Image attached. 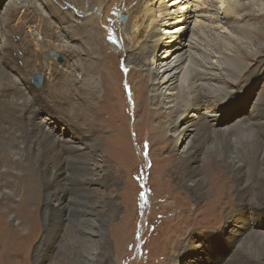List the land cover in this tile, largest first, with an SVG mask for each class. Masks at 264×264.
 Returning <instances> with one entry per match:
<instances>
[{
    "label": "bare ground",
    "instance_id": "1",
    "mask_svg": "<svg viewBox=\"0 0 264 264\" xmlns=\"http://www.w3.org/2000/svg\"><path fill=\"white\" fill-rule=\"evenodd\" d=\"M219 2L215 0V4ZM204 4L214 12L202 10ZM94 5L96 10L92 9ZM199 5L201 10L196 15L178 10L180 7L167 13L163 0H8L0 9V167L9 162L22 168L25 161L29 162L32 175L28 181L0 182V264H10L6 259L12 250L17 257H26L38 233L40 240L33 257L48 254L62 257L58 245L73 217L79 223V238L88 245L84 260L108 258L103 229L111 205L109 200L99 202L96 195L111 184V179L102 166L92 163L94 150L86 148L89 133L80 119L78 106L85 111L90 108L75 105L77 91L70 74L78 64V61L70 63L78 55L75 44L83 39L93 46L94 52V40L100 29L107 41L102 38L103 44L112 50V57H121L129 68V80L140 76L139 86L134 89L133 84L132 91L135 112L144 109L142 125L148 127L149 105L156 115L167 116L156 127L161 129L162 136L171 128L177 132L182 114L190 109L196 111L191 113L195 118L187 119L185 127L175 136V143L182 144L189 127L195 133L194 138L174 148L179 152L177 171L187 170L183 184L189 187L194 199L206 197L211 191L212 194L201 207L192 209L199 211L193 213V220L188 219L179 233L184 234L190 224L200 223L199 214L209 219L202 223L204 227L213 229L222 220L223 225L213 235L204 233V239L189 234L188 248L207 249L217 264H264V249L259 248L264 244V106L257 103L250 112L236 118L229 117L224 122L218 119L219 109L229 96L226 85L246 82L247 76L252 77V66L260 64L258 57L264 55V46L258 50V57L238 49L231 53L217 52L221 67L216 72L214 64L208 61L210 54L204 51V45L210 44L211 30L197 15L203 20H210L213 15L216 23L222 24L220 28L257 38H264V24L259 22L260 17L246 13L241 18L246 17L248 24L239 25L240 20L231 15L238 12L234 1L226 3L220 16L212 0L208 3L200 0ZM120 14L126 16L124 21L119 20ZM191 16L193 26L187 46L179 41L181 32L166 35L160 31L162 26L176 22L181 24L173 31L183 28ZM163 36L166 39L163 47L168 49L162 48L156 57L154 53ZM56 51L61 53L63 65L51 55ZM158 65L164 67L163 73L162 69L156 71ZM45 71L48 75L42 84L33 86L34 72ZM173 114L178 116L174 119ZM59 124L64 125L61 131L71 133L70 137L55 133ZM162 138L154 139L153 145L162 143ZM250 139L262 165L257 162L248 173L242 170L243 164L236 159L235 151ZM221 146L231 175L215 166L204 177L192 169L199 153L207 155ZM159 161L165 163L167 158ZM14 198L17 203L9 205ZM9 210L16 218L11 225L6 221ZM219 238L227 241L228 248L233 246L232 253L217 252ZM194 240L199 241L194 244ZM248 242L254 243L257 255L252 257L257 261L251 262L244 251L251 253Z\"/></svg>",
    "mask_w": 264,
    "mask_h": 264
},
{
    "label": "rangeland",
    "instance_id": "2",
    "mask_svg": "<svg viewBox=\"0 0 264 264\" xmlns=\"http://www.w3.org/2000/svg\"><path fill=\"white\" fill-rule=\"evenodd\" d=\"M7 1L0 0V9L4 7ZM205 1L208 3L210 0ZM232 1L237 4L238 12L236 15L234 12L231 15L240 20L239 25L248 24L245 21L246 17H244L245 19L241 18L246 13L260 17L259 22L264 24V0H240V2L237 0H220L216 4L215 0H212V4L218 6V15L220 16L226 3ZM163 2L167 13H173L177 7H180L178 9L180 11H189L195 15L201 10L200 0H163ZM173 8L175 9L172 10ZM92 9L96 10L97 5L92 6ZM204 9L210 11L206 13L214 12V9L207 4L202 7V10ZM147 17L148 13L144 18V24L147 23ZM192 19V16L188 18L183 28L177 29L179 31H173V29L181 22L162 26L160 31L166 35L181 32L179 41L187 46L193 26ZM197 19L200 22L205 21L204 23L209 25L211 30L209 33L210 44L204 45V51L210 54L208 61L210 60L214 64L216 72H219L221 67L217 52L231 53L238 49L258 57V50L264 46L263 37L245 36L238 32H231L227 28H220L222 24L216 23L213 15L210 20H203L200 15H197ZM118 23H120L119 20ZM113 25L114 23L111 24V27ZM102 33L100 29V33L94 40L96 47L94 52L93 46L83 39L75 44L78 55L75 58L71 57L70 63L76 64L78 61V64L74 71H70V74L75 81V90L77 91L74 100L75 105L80 103L90 108V111H85L78 106L80 119L85 123L84 128L89 133L86 148L94 150L95 156L91 159L92 163L102 166L111 179V184L101 189L102 191L96 195L99 202L109 200L111 205V210L106 213L104 218L103 229L105 245L108 248V258L106 261L101 258L99 260L94 258L93 261L84 260L88 245L79 238V223L77 218L73 217L65 231V236L58 245L63 253L62 257H52L50 254L46 257H33L40 240L38 233L31 241L26 257H17L16 251L12 250L6 261L10 264H217V259H211L213 256L207 249L202 251V248L198 250L188 248L187 239L191 233L202 239H204V233L208 232L213 235L222 227L223 220L219 221L215 225L216 227L214 226L212 229L213 226L204 227L202 225L209 219L203 214H199L200 223L198 222L193 226L190 224L184 229V234L183 232L179 233L183 230L181 227L184 223H187L188 219L193 220L192 217L199 211L197 209L196 212H193L192 209L199 205L201 207L203 202L212 194L211 191L207 193L206 197L194 199L189 187L183 184L186 176H188L187 170L184 171V168H181L182 172L177 171L179 152L175 151L174 148L176 145L181 147L189 138H194L195 133L192 127H187V136L182 144L175 143V136L185 127L187 119L195 118L194 115L191 116V113L194 111L193 114H195L196 111L190 109L182 114L177 121V132L171 128L167 135L162 136L161 129L156 127L167 116L164 113L156 115L154 109L149 105V112L146 114L148 127L145 124L142 125L144 109L138 113L135 112V100L132 91L133 84L136 87L134 89L139 86L140 76L135 75L129 80V68L124 66L121 57H112V50L103 44V39L105 42L107 41ZM162 40L159 41L154 53L156 57L160 55L162 48L168 49L167 46L163 47L166 40L165 36ZM202 44L205 43L202 42ZM115 46L118 47L119 44H115ZM53 54L55 61L63 65L64 60L61 53L51 52V55ZM258 58L261 59V62L257 66H252L254 72H252V77L248 78L247 76L246 82L226 85L225 91L229 92V96L219 109L218 119L220 121L224 122L229 117L236 118L250 112L257 103L264 106V55H260ZM155 69L158 72L162 69L160 73L164 72V67L159 65ZM46 75H48V71H45L44 74L34 72L31 77L32 85L40 86ZM134 91L136 92V90ZM143 105L145 106V104ZM177 116L178 114L171 115L174 119ZM60 127H64V125L59 124L55 133L61 134L65 138L70 137L71 133L61 131ZM160 137H163V142L153 145L154 139ZM251 141L250 139L238 145L235 151L236 159L243 164L242 170L248 173L253 170V166L257 162L259 166L262 165V161H258L259 156L255 151L253 141ZM224 154L225 151L222 146L207 155L199 153L192 169L204 177L208 176L212 167L215 166L231 175ZM162 158H167V161L165 163L159 161ZM153 160L156 162L155 164ZM207 162H211V166ZM28 165H30L29 162L24 161V167L20 168L5 162L4 166L0 167V182L30 180L32 177L31 167ZM180 180H183L182 183ZM205 180L209 187L207 177ZM230 180L233 184L234 179ZM16 203L14 198L9 202V205ZM41 210L39 207L40 225L43 222ZM6 221L9 225L16 221L12 210H9ZM232 225L233 223L230 226ZM192 228L193 231H191ZM172 234L174 237L171 238ZM123 235H126L125 239H123ZM175 235L178 236V239ZM198 241L195 242L194 240V244ZM225 243H227L226 240L223 241L222 238H219V250L217 252L220 251V255L233 252V246L228 248ZM246 244L251 248L250 254L249 250L244 249L246 255L250 257L251 262L257 261L252 257L257 255L254 252V243L248 242ZM262 247L264 249V244H260L259 248L262 249Z\"/></svg>",
    "mask_w": 264,
    "mask_h": 264
},
{
    "label": "water",
    "instance_id": "3",
    "mask_svg": "<svg viewBox=\"0 0 264 264\" xmlns=\"http://www.w3.org/2000/svg\"><path fill=\"white\" fill-rule=\"evenodd\" d=\"M118 18L120 21H123L125 19V16L123 14H120Z\"/></svg>",
    "mask_w": 264,
    "mask_h": 264
}]
</instances>
